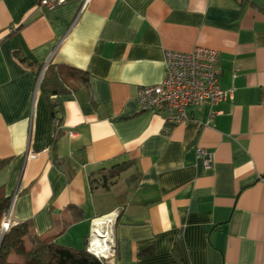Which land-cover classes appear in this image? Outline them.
<instances>
[{
	"label": "crops",
	"instance_id": "obj_1",
	"mask_svg": "<svg viewBox=\"0 0 264 264\" xmlns=\"http://www.w3.org/2000/svg\"><path fill=\"white\" fill-rule=\"evenodd\" d=\"M196 45L218 51L232 97L172 125L139 109L164 52ZM48 64L67 74L50 96ZM0 158L32 237L82 248L115 212L112 264H264V0H0ZM116 167L119 188L90 185Z\"/></svg>",
	"mask_w": 264,
	"mask_h": 264
},
{
	"label": "built area",
	"instance_id": "obj_2",
	"mask_svg": "<svg viewBox=\"0 0 264 264\" xmlns=\"http://www.w3.org/2000/svg\"><path fill=\"white\" fill-rule=\"evenodd\" d=\"M87 1L81 0L82 7ZM64 2L66 0H38L40 6L48 9ZM218 56L217 50L199 45L187 52L166 50L163 57V78L158 83L139 87L136 96L138 108L141 110L163 111L165 122L172 125L186 119V108L188 106L207 102L210 107H213L218 102L232 97L233 88L223 89L220 86ZM213 114L214 111L211 110L209 116L211 117ZM196 152L202 157L205 166L209 167L211 165L210 153L202 148H197ZM36 156V152L26 151L27 158H35ZM15 197L16 191L10 199L8 208L2 215L0 235L16 223L11 217ZM91 237L92 227L87 237L86 251L98 258L103 264H112V260L116 256L113 230H111L106 249L101 248V250L93 247Z\"/></svg>",
	"mask_w": 264,
	"mask_h": 264
},
{
	"label": "trees",
	"instance_id": "obj_3",
	"mask_svg": "<svg viewBox=\"0 0 264 264\" xmlns=\"http://www.w3.org/2000/svg\"><path fill=\"white\" fill-rule=\"evenodd\" d=\"M65 74L59 66L53 68L49 64L45 65L40 80L41 89L48 93V96L56 94L58 87L65 85L67 75ZM68 75L73 76V74ZM76 77L82 78L81 75ZM49 105L53 133L55 134L59 120L55 117L54 103L50 101ZM7 162L8 159L0 158V170ZM117 168L112 169L107 175H102L99 181L90 179V185L97 182L107 188L119 175L120 169ZM9 202L10 197L3 196L0 189V221ZM30 230L29 222H16L2 236L0 235V264H103L98 258L87 252L85 247L72 248L56 244L47 238H35L31 236ZM10 254H14L21 261H10L8 259Z\"/></svg>",
	"mask_w": 264,
	"mask_h": 264
},
{
	"label": "bare ground",
	"instance_id": "obj_4",
	"mask_svg": "<svg viewBox=\"0 0 264 264\" xmlns=\"http://www.w3.org/2000/svg\"><path fill=\"white\" fill-rule=\"evenodd\" d=\"M115 217V212H111L97 220H94V230L92 231L91 245L96 248L106 249L108 246L109 232L112 230V223ZM96 222V224H95ZM107 246V247H105ZM101 249V250H102Z\"/></svg>",
	"mask_w": 264,
	"mask_h": 264
},
{
	"label": "rangeland",
	"instance_id": "obj_5",
	"mask_svg": "<svg viewBox=\"0 0 264 264\" xmlns=\"http://www.w3.org/2000/svg\"><path fill=\"white\" fill-rule=\"evenodd\" d=\"M125 175V173H123V174H121V176H117V178H116V180H117V188H119L122 184H123V182H120V179H122V177ZM114 223V222H113ZM113 223H112V228H113ZM109 235L111 236V232H109ZM108 246V245H107ZM107 246H105V247H107ZM19 261H21V259L20 258H17Z\"/></svg>",
	"mask_w": 264,
	"mask_h": 264
},
{
	"label": "water",
	"instance_id": "obj_6",
	"mask_svg": "<svg viewBox=\"0 0 264 264\" xmlns=\"http://www.w3.org/2000/svg\"><path fill=\"white\" fill-rule=\"evenodd\" d=\"M44 70V66L42 67V70H41V73H42V71ZM3 234H1V236H2Z\"/></svg>",
	"mask_w": 264,
	"mask_h": 264
}]
</instances>
